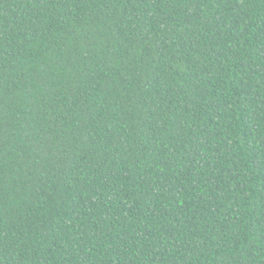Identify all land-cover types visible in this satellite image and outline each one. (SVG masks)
<instances>
[{
  "label": "trees",
  "instance_id": "16d2710c",
  "mask_svg": "<svg viewBox=\"0 0 264 264\" xmlns=\"http://www.w3.org/2000/svg\"><path fill=\"white\" fill-rule=\"evenodd\" d=\"M0 264H264V0H0Z\"/></svg>",
  "mask_w": 264,
  "mask_h": 264
}]
</instances>
